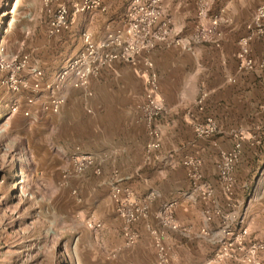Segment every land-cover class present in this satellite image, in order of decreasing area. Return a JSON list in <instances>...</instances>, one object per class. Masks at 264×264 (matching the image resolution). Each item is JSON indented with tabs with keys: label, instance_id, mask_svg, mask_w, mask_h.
<instances>
[{
	"label": "crops",
	"instance_id": "crops-1",
	"mask_svg": "<svg viewBox=\"0 0 264 264\" xmlns=\"http://www.w3.org/2000/svg\"><path fill=\"white\" fill-rule=\"evenodd\" d=\"M66 2L71 4L73 0ZM129 2L104 0L105 12L76 15L70 32L76 35V32L90 31L97 41L106 33L121 29ZM258 3L259 0H163L164 15L171 19L173 32L180 36L192 35L198 24L208 25L214 17H219L221 22L217 28L218 46L196 44L189 51L160 46L147 54L158 75V99L166 108V113L157 120L162 132L157 161L144 162L149 137L140 111L147 77L142 56L136 66L115 62L103 68L100 75L89 82V97L71 87L65 90V110H71V106L79 102L85 105V111L93 115L90 117L95 122L93 135L101 147L96 150L78 145L84 152L94 155L101 168L100 175L90 169L81 176H91L95 179L93 185L103 187L107 193L118 181L139 198L151 194L148 206L152 214L163 203L175 201L173 214L180 229H163V232L166 245L182 264L203 263L213 256L216 246L207 244L200 231L206 226L219 227L215 218L205 223L204 214L211 213L217 206L224 209L226 205L217 163L221 153L231 149L238 138H242V149L236 166L237 213L248 230L246 245L264 241V68L239 72L236 58L238 41L246 34V24ZM202 4L206 5L205 18L198 15ZM251 47L256 62L264 59V39L254 41ZM51 78L44 77L43 82ZM201 92L206 93L203 112L196 106ZM205 117L215 121L217 132L209 138H200L195 135L192 124ZM185 156L201 160L203 181L214 194L211 202L191 195V183L181 164ZM103 201L106 210L93 214H98L104 227L114 228V237L120 243L119 257L144 260L150 255L155 264V250L145 223L134 225L138 241L134 246L125 247L121 235L123 222L109 194ZM107 210L115 217L113 224L106 219ZM149 223L159 226L151 219ZM243 256L238 253L224 264H240ZM257 259L264 264V251L258 252Z\"/></svg>",
	"mask_w": 264,
	"mask_h": 264
},
{
	"label": "built area",
	"instance_id": "built-area-1",
	"mask_svg": "<svg viewBox=\"0 0 264 264\" xmlns=\"http://www.w3.org/2000/svg\"><path fill=\"white\" fill-rule=\"evenodd\" d=\"M162 3L163 0H130L121 29L106 33L97 41L90 32H82L80 52L68 59L47 82H43L44 70L32 62L29 54L18 52L8 58L0 55V72L5 73L4 78L0 80V86L14 94L22 90L27 92L26 104L28 105H33L37 97L45 95L48 101L43 105V111L57 114L65 104L66 97L63 94L65 88L80 90L89 97L91 96L88 89L89 82L97 78L103 68L115 62H125L136 66L138 58L142 56L147 77L144 101L140 105V111L149 137L144 162L157 161L160 158L162 144V132L157 120L166 113V108L158 99V75L147 54L160 46L178 47L188 51L192 50L193 45L196 44L218 46L217 28L221 22L219 17H214L208 25L200 23L192 35L182 37L173 32L172 21L164 15ZM42 6L47 13L46 32L49 37L70 32L72 22L78 14L106 11L104 0H74L71 4L64 0H42ZM198 15L201 18L206 17V5L200 6ZM245 29L246 34L238 41L237 69L239 72H252L256 68H264V59L256 62L251 47L254 41L264 39V0H259ZM205 99L206 93L201 92L196 101L200 112H203ZM18 111L19 105L16 102L11 104L8 116L0 124V136L8 126L7 121H10ZM23 116L29 117L30 111H23ZM192 128L195 135L200 138H209L217 132L215 121L206 117L203 120L194 121ZM241 149L242 138H238L231 149L221 153L217 163L219 182L227 197L226 207L232 206L234 210L218 213L219 229L215 235L218 249L205 264H224L234 259L238 253L244 254L239 259L240 264H262L257 259V254L264 251V241H255L246 245L248 230L243 218L237 213L239 204L232 200L233 171L239 162ZM67 155L70 169L63 179L70 176L78 177L90 169L96 175L101 174L97 158L84 152L81 147H74ZM181 164L191 183V195L204 202H211L213 190L203 181L201 160L194 156H185ZM117 182L110 186V198L117 215L123 222L121 235L124 246L131 247L138 241L139 234L134 225L143 221L146 231L152 238L156 264H182L166 245L163 232V229L171 231L180 229L173 214L176 202L163 203L160 209L152 214L148 206L152 199L151 194L139 198L128 186ZM72 195L77 202L81 201L75 190L72 191ZM212 212H205V223L208 224L213 220ZM150 219L159 226L149 223ZM84 225L92 231H99L103 227V223L94 214L84 219ZM200 233L204 237L207 235L205 228L201 229Z\"/></svg>",
	"mask_w": 264,
	"mask_h": 264
},
{
	"label": "rangeland",
	"instance_id": "rangeland-1",
	"mask_svg": "<svg viewBox=\"0 0 264 264\" xmlns=\"http://www.w3.org/2000/svg\"><path fill=\"white\" fill-rule=\"evenodd\" d=\"M46 23L42 0H0L1 57L27 53L45 77H52L80 52L85 30L49 37ZM4 75L0 72V80ZM26 96L23 90L14 94L0 86V122L13 102L19 105L0 136V264H153L150 255L144 260L120 258L113 227L103 224L99 231H92L84 225L87 216L106 210L103 200L110 192L94 186L95 179L89 175L63 179L70 169L67 154L74 147L101 148L93 135L92 113L80 102L65 110V100L59 113L51 114L42 109L48 101L44 95L33 105L26 104ZM25 110L30 111L29 117L23 116ZM233 181L232 200L239 204L236 168ZM74 190L80 202L72 195ZM232 210V206H217L212 216L219 222V214ZM107 211L106 219L113 224L115 217ZM218 229L206 226V242L216 246L214 253ZM153 257L156 261L155 252Z\"/></svg>",
	"mask_w": 264,
	"mask_h": 264
}]
</instances>
